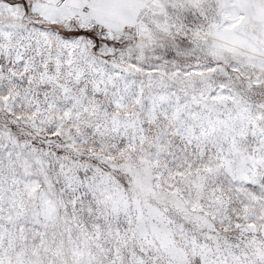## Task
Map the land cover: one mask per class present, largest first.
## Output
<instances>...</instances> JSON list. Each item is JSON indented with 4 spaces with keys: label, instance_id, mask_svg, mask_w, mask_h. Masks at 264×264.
I'll list each match as a JSON object with an SVG mask.
<instances>
[{
    "label": "snow or ice",
    "instance_id": "obj_1",
    "mask_svg": "<svg viewBox=\"0 0 264 264\" xmlns=\"http://www.w3.org/2000/svg\"><path fill=\"white\" fill-rule=\"evenodd\" d=\"M0 264H264V0H0Z\"/></svg>",
    "mask_w": 264,
    "mask_h": 264
}]
</instances>
